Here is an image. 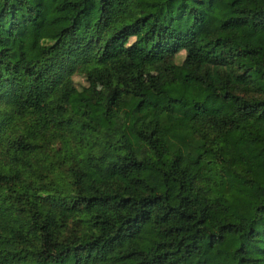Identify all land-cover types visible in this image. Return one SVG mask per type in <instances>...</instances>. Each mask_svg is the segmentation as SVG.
I'll use <instances>...</instances> for the list:
<instances>
[{"label":"trees","instance_id":"16d2710c","mask_svg":"<svg viewBox=\"0 0 264 264\" xmlns=\"http://www.w3.org/2000/svg\"><path fill=\"white\" fill-rule=\"evenodd\" d=\"M0 264H264V0H0Z\"/></svg>","mask_w":264,"mask_h":264},{"label":"rangeland","instance_id":"374dc122","mask_svg":"<svg viewBox=\"0 0 264 264\" xmlns=\"http://www.w3.org/2000/svg\"><path fill=\"white\" fill-rule=\"evenodd\" d=\"M185 55V50H181L179 56H178V61L181 60V58H183V56ZM163 69V65L162 64H154L151 66H146L142 69H139V73L142 74L143 76H147L150 72H158L160 70ZM74 79L77 83L78 86H82L83 84L87 83L84 75H82L81 73H75L74 74Z\"/></svg>","mask_w":264,"mask_h":264}]
</instances>
